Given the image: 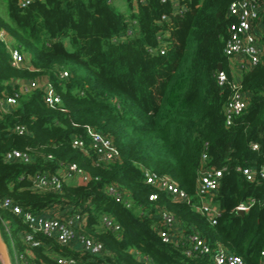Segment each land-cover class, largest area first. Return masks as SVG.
I'll list each match as a JSON object with an SVG mask.
<instances>
[{
    "label": "trees",
    "instance_id": "1",
    "mask_svg": "<svg viewBox=\"0 0 264 264\" xmlns=\"http://www.w3.org/2000/svg\"><path fill=\"white\" fill-rule=\"evenodd\" d=\"M22 1L0 0V28L25 56L22 66H13L0 41V96L23 82L50 80L61 102L48 105L37 88L0 111V197L34 214L80 212L84 232L107 254L63 246L41 232L35 234L41 244L29 245L23 236L31 229L22 216L0 209L10 228L0 221L9 254L12 244L24 264H60V256L75 264H214L212 254L187 255V237L197 233L213 250L223 247L248 264H264V180L249 181L238 170L264 166V54L241 76L249 101L232 124L225 116L231 89L217 79L220 64L231 74L224 48L235 20L228 14L233 0H126L128 12L110 0ZM255 27L264 46L262 18ZM61 70L69 76L61 78ZM18 125L26 127L24 134ZM88 127L112 140L118 160L97 165L92 148L86 153L73 146L75 136L89 142ZM14 148L28 150L31 159L5 161ZM62 162L76 163L88 181H69L61 192L33 189L34 175L57 173ZM206 168H224L215 224L196 208L197 180ZM145 170L171 177L192 201L148 184ZM110 184L125 192L130 206L107 194ZM251 200L246 212L236 209ZM162 210L177 219L178 245L160 235ZM104 216L120 228L104 227Z\"/></svg>",
    "mask_w": 264,
    "mask_h": 264
},
{
    "label": "built area",
    "instance_id": "2",
    "mask_svg": "<svg viewBox=\"0 0 264 264\" xmlns=\"http://www.w3.org/2000/svg\"><path fill=\"white\" fill-rule=\"evenodd\" d=\"M30 0H23L22 6H26ZM114 0H110L113 3ZM178 8V4H176ZM229 16L235 20L229 27V36L226 41L224 53L230 61V65L234 64L237 69L245 72L260 63L264 54V46L260 41L259 34L255 27V22L262 18L264 22V0H233L228 9ZM163 19H167L164 15ZM132 31L129 30V34ZM0 41L6 43L11 53V62L15 67H20L25 62V56L18 47L9 41V35L4 28H0ZM164 53V48L161 50ZM224 69L219 70L217 79L219 84L225 88L231 89L230 97L225 107V116L227 124H232L235 116L242 114L249 101V95L243 90L241 80L239 81L233 74ZM61 78L69 76L67 70L59 72ZM37 88L44 89L45 102L50 106H57L61 102V96L56 91L55 86L50 80H31L23 82L20 89L13 94L5 93L0 96V111H7L10 107L15 106L21 92H28ZM19 134H24L26 127L22 125L16 126L15 129ZM89 142L80 137L75 136L73 139V146L80 148L86 153L90 152L92 148L95 152V163L97 165L103 163L113 162L119 159L120 153L112 140L102 132L88 127L87 129ZM254 149H258V144H253ZM51 157V155L49 156ZM5 161H24L28 162L31 155L28 150L12 149L4 154ZM206 154L203 159H206ZM238 170L243 173L249 181H254L256 177L264 180V166L261 168H254L252 166L238 167ZM224 174V168H206L198 177L197 193L199 195V203L196 205L203 215L215 224L216 217L220 213V209L215 204V194L220 186V179ZM80 178V181H88L89 176L87 172L74 162L61 163V167L57 173L45 174L37 173L33 177V189L36 191H57L61 192L67 182L73 179ZM146 182L155 188L165 192L171 198L188 202L192 201V197L181 188L178 183L167 175L157 174L150 170H145ZM107 194L113 196L118 202H125L127 206L131 203L125 200V192L117 185L110 184L105 188ZM149 198L151 200L157 199V194L152 193ZM254 200L239 204L236 209L246 212ZM264 205V198L262 199ZM0 209H8L12 213L22 216L25 223L30 226V231L24 234L25 242L32 246H39L41 244L35 236L36 233L41 232L51 238H54L60 245L71 246L75 242L81 245L82 249L94 255L107 254L104 244L98 241L91 235L84 232V224L86 218L80 212H73L70 214H62L61 212L52 214H34L30 211L23 210L19 203H16L11 197H0ZM160 220L162 228L160 235L167 243L178 245L182 237L179 236V225L175 215L168 210L160 212ZM0 221L5 226L6 231H10L7 221H4L0 216ZM103 226L118 230L120 226L114 222L111 216H104L102 220ZM189 247L186 253L189 256L196 254H212L214 264H248L240 255L227 251L223 247H218L213 250L209 244L197 233L190 234L187 237ZM2 254L0 252V264H2ZM25 256L23 254L16 255L17 264L25 263ZM60 264H75L73 258L58 257Z\"/></svg>",
    "mask_w": 264,
    "mask_h": 264
},
{
    "label": "rangeland",
    "instance_id": "3",
    "mask_svg": "<svg viewBox=\"0 0 264 264\" xmlns=\"http://www.w3.org/2000/svg\"><path fill=\"white\" fill-rule=\"evenodd\" d=\"M116 6H117V9L120 10V11H124V12H128L129 11V7H128V3L126 2V0H117L116 2ZM4 12V11H3ZM71 183H78L80 182V178L78 179H73L70 181ZM19 253V251L17 249H14L13 245L11 244L10 245V255L13 259V261L15 262V259H16V255ZM3 259V257H2ZM4 264V259L2 261ZM16 263V262H15Z\"/></svg>",
    "mask_w": 264,
    "mask_h": 264
},
{
    "label": "water",
    "instance_id": "4",
    "mask_svg": "<svg viewBox=\"0 0 264 264\" xmlns=\"http://www.w3.org/2000/svg\"><path fill=\"white\" fill-rule=\"evenodd\" d=\"M222 69H223V66H222V64H220L219 65V70H222ZM239 212L240 213H244V211H239ZM0 252H1L2 256H3L4 264H13L12 260H11V257H10V254H9V251L7 249V245H6L5 241L2 238L1 232H0Z\"/></svg>",
    "mask_w": 264,
    "mask_h": 264
},
{
    "label": "crops",
    "instance_id": "5",
    "mask_svg": "<svg viewBox=\"0 0 264 264\" xmlns=\"http://www.w3.org/2000/svg\"><path fill=\"white\" fill-rule=\"evenodd\" d=\"M116 2H117V0H114V1H113V4L116 5ZM123 12H124V11H123ZM230 68H232L231 70L233 71L234 76L240 81L243 72L240 71L239 69H237V68L235 67L234 64H231V65H230ZM215 204H217V203L215 202ZM217 206H218V208L220 209V207H219L218 204H217ZM52 213H58V212H55V211L53 210V211H50L48 214H52ZM73 246H77L78 248H81V245L78 244L77 242H75V243L73 244Z\"/></svg>",
    "mask_w": 264,
    "mask_h": 264
}]
</instances>
